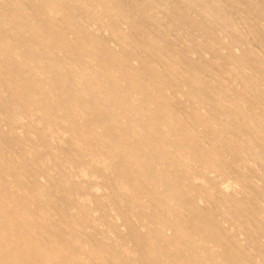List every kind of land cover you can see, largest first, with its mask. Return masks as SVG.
<instances>
[{
  "label": "bare ground",
  "instance_id": "6f19581e",
  "mask_svg": "<svg viewBox=\"0 0 264 264\" xmlns=\"http://www.w3.org/2000/svg\"><path fill=\"white\" fill-rule=\"evenodd\" d=\"M0 264H264V0H0Z\"/></svg>",
  "mask_w": 264,
  "mask_h": 264
}]
</instances>
